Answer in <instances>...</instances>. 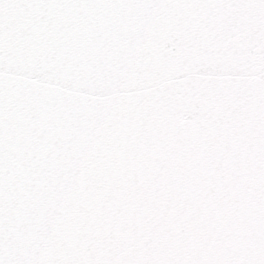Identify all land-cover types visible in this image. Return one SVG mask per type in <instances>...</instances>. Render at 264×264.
<instances>
[{
  "label": "snow or ice",
  "instance_id": "obj_1",
  "mask_svg": "<svg viewBox=\"0 0 264 264\" xmlns=\"http://www.w3.org/2000/svg\"><path fill=\"white\" fill-rule=\"evenodd\" d=\"M0 264H264V0H0Z\"/></svg>",
  "mask_w": 264,
  "mask_h": 264
}]
</instances>
